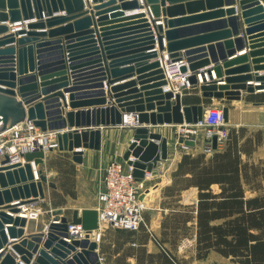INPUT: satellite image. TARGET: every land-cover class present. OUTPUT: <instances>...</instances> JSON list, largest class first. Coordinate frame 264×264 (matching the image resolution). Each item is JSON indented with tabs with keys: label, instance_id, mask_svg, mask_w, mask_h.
Masks as SVG:
<instances>
[{
	"label": "water",
	"instance_id": "95a60500",
	"mask_svg": "<svg viewBox=\"0 0 264 264\" xmlns=\"http://www.w3.org/2000/svg\"><path fill=\"white\" fill-rule=\"evenodd\" d=\"M188 1L0 0V132L32 121L43 131H58V150L82 163L84 149L101 150L103 127H123L133 132L123 160L134 177L143 181L148 172L156 173L169 157V139L156 127L198 123L207 107L183 104L184 95L165 90L163 51L175 62L186 59L182 72H190L193 88L208 100H242L243 90H264V49H258L264 40L252 36L264 29V0H239V15L236 8L218 10L209 15L228 17L201 23L197 18L208 14L174 17L204 2L235 0ZM33 19L26 28L10 31L8 22ZM240 19L246 36H238ZM246 43L247 54L228 59ZM211 63L213 68L199 71ZM68 106L75 110L66 111ZM223 110L229 122V106ZM131 114L137 116L134 126L125 122ZM67 126L75 129L61 132ZM201 137L185 144L201 145ZM22 156L24 162L14 163L8 153L0 157V264H103L98 234L92 236L99 230L98 209H74L70 215L58 207L47 212L48 224L41 211L29 219L13 216L24 205L45 199L46 185L57 186L43 168H36L45 163L43 150ZM14 200L20 202L9 204ZM78 225L85 230L83 237L76 232Z\"/></svg>",
	"mask_w": 264,
	"mask_h": 264
},
{
	"label": "crops",
	"instance_id": "0c3cea01",
	"mask_svg": "<svg viewBox=\"0 0 264 264\" xmlns=\"http://www.w3.org/2000/svg\"><path fill=\"white\" fill-rule=\"evenodd\" d=\"M196 0H189L193 2ZM186 4V2H183ZM204 6L199 8L189 9L188 7L182 12H177L176 17L201 16L218 10H228L236 8L237 15L240 14L239 0H235L232 4L226 2L218 3L216 5H208L204 2ZM261 4L264 5L263 2ZM127 14L130 11H126ZM206 15L197 19L199 21L207 22L217 20L220 18H227L228 15L212 16ZM163 18V16H162ZM161 18V19H162ZM170 18V17H169ZM35 19L34 21H36ZM194 22H197L195 20ZM242 23V19H240ZM245 24H241L239 37L243 34ZM264 29L256 31L252 36H260L257 40H264ZM242 36H246L245 34ZM205 43V45H207ZM263 44V43H261ZM258 49H264L261 45ZM228 59H233L249 52V46L246 43L245 47L238 49ZM214 63H211L199 71H206L213 68ZM234 65L232 68H234ZM253 68V67H252ZM254 70H252L253 72ZM264 72V70L260 71ZM214 79H218L213 71ZM136 75L127 77L125 79L116 81L112 85L122 84L124 82L133 80ZM225 78V75L224 77ZM106 83V81H105ZM224 82L219 81L218 84ZM247 84H259L256 81H247ZM139 86V85H138ZM107 90L108 88L105 87ZM245 99L228 101L226 99L208 100L202 96V92L198 88H191L184 94L183 104L205 103L206 106L215 104L221 106H229V122L228 127L231 130L235 129L237 132L244 130L246 136L249 130L258 131L264 130V101H259V97L264 94L263 91H256L249 94L242 91ZM67 103H70L69 92L65 93ZM66 111L75 110L70 106L65 108ZM133 114H131L132 116ZM129 117V115H127ZM145 126V125H144ZM150 126V125H147ZM96 127H79V130ZM178 125L167 124L156 127L155 131H160L169 139V157L162 161L155 168L156 173H147L143 180L146 188L141 194V199L146 205L144 210V218L148 228L144 225L138 231H130L119 229L112 226L98 230L100 233V240L98 241V252L103 264H163L165 258L168 264H239L232 257H226L221 253L211 250L207 257H197L196 247V219L188 220L183 225L189 227V230L183 233V229L178 227L177 234L169 233L163 234V224L166 220L174 219L176 215L185 211L184 206L195 207L199 200V190L197 187L191 186L186 189L179 190L174 184L173 172L178 167L182 156L186 153L197 154L201 152V145L196 144L188 148H183L176 135ZM75 127L67 126L62 131H72ZM102 147L101 150L84 149V159L82 163L73 161L71 153L60 150H52L47 154L45 163L36 166V168H43L44 172L56 183V188L45 186L46 198L33 203L32 205H24V210L20 214H13V216H22L30 218L31 211H41L44 213V222L49 223L50 219L47 217V212L62 207L65 213L72 215L74 209H98L99 200L97 190L100 186L101 173L112 158H123V154L129 147L132 140V131L123 127H103L102 128ZM244 137V138H245ZM244 138L241 140L244 141ZM264 150V143L257 145L253 153L248 156L242 155L244 160H251L253 154ZM263 152V151H262ZM259 153V159H264V154ZM214 191H219V185L213 184ZM20 201L14 200L9 204H17ZM194 212L193 214H195ZM7 225V224H6ZM182 225V221L179 226ZM26 229V227H24ZM167 230V229H166ZM46 232V231H45ZM169 232V229H168ZM25 234H27L25 232ZM92 238V237H91ZM18 238H9L10 242L18 241ZM79 249V248H78ZM20 260V256L17 257Z\"/></svg>",
	"mask_w": 264,
	"mask_h": 264
},
{
	"label": "trees",
	"instance_id": "16d2710c",
	"mask_svg": "<svg viewBox=\"0 0 264 264\" xmlns=\"http://www.w3.org/2000/svg\"><path fill=\"white\" fill-rule=\"evenodd\" d=\"M258 100L264 101V94ZM245 135L244 130H231L227 145L209 156L184 154L173 172L178 189L197 187L199 200L196 208L184 206L185 211L166 220L163 234L175 236L178 227L185 233L189 227L183 223L195 217L198 258L215 250L239 264H264V160L242 158L264 143V131ZM213 184L220 190L214 191ZM163 262L168 264L166 258Z\"/></svg>",
	"mask_w": 264,
	"mask_h": 264
},
{
	"label": "built area",
	"instance_id": "2783aa9c",
	"mask_svg": "<svg viewBox=\"0 0 264 264\" xmlns=\"http://www.w3.org/2000/svg\"><path fill=\"white\" fill-rule=\"evenodd\" d=\"M33 20L8 22L11 32L26 28ZM167 84L165 90H171L181 95L193 88L189 81L190 72H182L181 68L187 65L186 59L173 61L167 50L159 58ZM224 106L209 105L206 107L202 119L195 124L178 125L176 135L183 145L186 140H197L201 137V150L206 155H212L216 149H223L230 136L228 122L225 120ZM129 119V120H128ZM137 116L125 117L127 125H136ZM58 131H43L32 121H25L0 132V157L8 153L12 162H24L22 154L35 150H43L46 155L52 150H58ZM217 139V148L213 146V139ZM144 181H138L132 174V168L120 158H112L101 173L100 186L97 190L99 200V230L112 226L119 229L138 231L143 225L148 228L144 218L146 205L141 199V192L145 190ZM38 211H31L30 217H36ZM71 228H74L73 226ZM81 237L85 230L77 226ZM100 240V234H98Z\"/></svg>",
	"mask_w": 264,
	"mask_h": 264
},
{
	"label": "rangeland",
	"instance_id": "374dc122",
	"mask_svg": "<svg viewBox=\"0 0 264 264\" xmlns=\"http://www.w3.org/2000/svg\"><path fill=\"white\" fill-rule=\"evenodd\" d=\"M264 131V130H263ZM254 132H256V131H253V130H249L248 131V134H253ZM263 151V152H262ZM202 152V151H201ZM259 153L260 152H262L261 153V155H263L264 154V150H261V151H258ZM259 153H256V154H253V156L251 157V160L250 161H252V162H257V163H260L262 160H264V159H259ZM145 187H146V185H145ZM144 192V191H143ZM141 194H142V192H141ZM248 194L249 195H252L250 192H248Z\"/></svg>",
	"mask_w": 264,
	"mask_h": 264
},
{
	"label": "bare ground",
	"instance_id": "6f19581e",
	"mask_svg": "<svg viewBox=\"0 0 264 264\" xmlns=\"http://www.w3.org/2000/svg\"><path fill=\"white\" fill-rule=\"evenodd\" d=\"M128 120H129V119H128ZM97 234H100V233H98V231H97V232H94V233L92 234V236H93V237H96Z\"/></svg>",
	"mask_w": 264,
	"mask_h": 264
}]
</instances>
